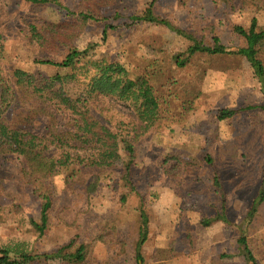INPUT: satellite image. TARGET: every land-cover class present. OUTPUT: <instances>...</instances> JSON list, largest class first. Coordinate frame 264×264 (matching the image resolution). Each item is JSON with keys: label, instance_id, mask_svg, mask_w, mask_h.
Instances as JSON below:
<instances>
[{"label": "rangeland", "instance_id": "1", "mask_svg": "<svg viewBox=\"0 0 264 264\" xmlns=\"http://www.w3.org/2000/svg\"><path fill=\"white\" fill-rule=\"evenodd\" d=\"M62 1L72 8L81 2ZM146 1L125 0L128 13L133 7L142 9ZM156 9L174 26L206 43H211L214 35H220L223 43L240 44L238 32L230 23L248 28L253 16L259 26H264V9L235 12L227 21L222 13L224 4L217 0H158ZM38 18L71 20L72 17L52 3L32 11L24 0H0V30L6 39L2 61L6 69L22 66L43 73L62 72L34 64L32 50L17 35L24 20ZM102 29V23L92 24L81 34L78 45L100 43L94 55H108L150 75L155 72L156 60L170 63L176 55L182 59L192 44L188 36L167 26L154 25L112 28L103 44ZM182 71L179 75L164 73L157 79L158 94L162 95L166 109L158 122L140 136L134 135L131 121L135 126L138 124L128 110L108 99L95 102L96 114L100 108L115 131L113 124L123 122V134L134 138L133 178L138 194H133L126 204L119 201L121 187L117 180L103 183L89 197L83 193L75 196L63 188L64 172L54 171L50 179L58 196L50 229L39 236L30 224V218L39 213L32 187L16 177L14 156H0V247L26 241L33 250L46 252L67 243L77 233L80 241L87 242L104 233L94 244L90 264L143 263L135 247L138 207L143 198L149 216V236L141 250L144 264H212L223 253L233 254L230 262L244 264L239 255L238 228L221 219L208 226L202 220L216 215L224 193L230 221L240 224L259 192L264 167V110H242L223 120L218 119L217 113L227 107L264 104V83L254 75L250 64L238 56L214 59L201 54L191 58ZM63 88L75 98L84 97L79 83L67 81ZM45 124L44 120H35L34 127L44 130ZM7 147L8 141L0 139V149ZM167 155L180 161L164 163ZM123 159L126 160L124 152L115 177ZM172 164L176 166L168 171ZM215 174L220 176L223 191L216 188ZM247 237L264 264V202L247 228ZM169 249H174L171 257L156 260L162 255L161 250L168 255Z\"/></svg>", "mask_w": 264, "mask_h": 264}, {"label": "trees", "instance_id": "2", "mask_svg": "<svg viewBox=\"0 0 264 264\" xmlns=\"http://www.w3.org/2000/svg\"><path fill=\"white\" fill-rule=\"evenodd\" d=\"M24 1L32 11L52 3L72 17L71 20H24L17 31L24 46L32 50L34 64L54 67L62 72L43 73L22 66L6 69L2 61L6 39L0 30V139H6L9 143V147L0 149V156H14L16 177L32 187V195L39 203V213L37 217L30 218V224L39 236L46 235L50 229L51 213L58 196L57 188L50 179V174L54 171L64 172L63 188H67L75 196L83 193L89 197L103 183L115 180L121 187L120 203L126 204L133 194H138L133 178L136 165L134 138L123 134V122L113 124L117 129L115 131L100 108L99 115L96 114V101L108 99L128 110L138 124L135 126L131 121L134 135L140 136L158 122L166 109L162 105V95L158 94L157 79L168 72L173 75L182 74L183 68L195 56L207 54L214 59L238 56L250 64L254 75L264 83V26H259L256 16L251 18L248 28L230 23L238 32L241 43L229 45L222 42L220 35H214L211 43H206L191 32L174 26L170 19L157 13L158 0H147L142 9L133 7L131 13L127 11L125 0H81L76 8L62 0ZM122 2L123 6L120 5ZM217 2L224 4L222 13L227 21L235 12L249 8L264 9V0ZM218 9L220 10V5ZM95 23L103 24V44L112 28H131L133 25L167 26L191 38L192 44L188 46L186 56L182 59L180 55H176L171 57L170 63L156 60L155 72L150 75L135 71L108 55H94L93 51L100 43L80 47L78 40L81 34ZM67 81L79 83L84 95L82 99L75 98L63 88ZM254 109L264 110V104L222 108L217 117L223 120L233 117L239 111ZM35 120L45 121L44 130L34 127ZM123 152L126 160L123 159L118 176L115 177ZM171 160L180 161L177 157L167 155L164 163ZM174 166L176 165L172 164L168 171H172ZM219 178V174H215V185L223 191ZM259 187L242 223L230 221L224 193L216 215L202 220L208 226L221 219L238 228L239 255L243 257L244 264H263L250 246L247 228L264 202V167ZM141 201L138 207L139 226L135 247L137 257L143 263L137 264L145 262L141 250L149 236V216L143 198ZM103 237L104 233L93 241H80L77 233L67 243L46 252L33 250L26 241H17L0 247V264H90L94 244ZM173 250L169 249L168 255L161 250L162 255L156 260H166L172 256ZM232 256L233 254L223 253L212 264H242L230 262Z\"/></svg>", "mask_w": 264, "mask_h": 264}]
</instances>
